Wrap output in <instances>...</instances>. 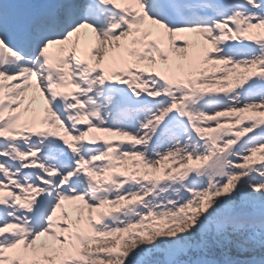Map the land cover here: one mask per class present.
I'll return each mask as SVG.
<instances>
[{
    "label": "snow or ice",
    "instance_id": "obj_1",
    "mask_svg": "<svg viewBox=\"0 0 264 264\" xmlns=\"http://www.w3.org/2000/svg\"><path fill=\"white\" fill-rule=\"evenodd\" d=\"M0 264H264V0H0Z\"/></svg>",
    "mask_w": 264,
    "mask_h": 264
}]
</instances>
